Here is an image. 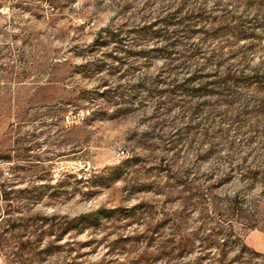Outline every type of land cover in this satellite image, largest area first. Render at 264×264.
<instances>
[{"label": "rangeland", "instance_id": "rangeland-1", "mask_svg": "<svg viewBox=\"0 0 264 264\" xmlns=\"http://www.w3.org/2000/svg\"><path fill=\"white\" fill-rule=\"evenodd\" d=\"M205 254L264 264V0H0V264Z\"/></svg>", "mask_w": 264, "mask_h": 264}, {"label": "trees", "instance_id": "trees-1", "mask_svg": "<svg viewBox=\"0 0 264 264\" xmlns=\"http://www.w3.org/2000/svg\"><path fill=\"white\" fill-rule=\"evenodd\" d=\"M205 229H208V231L205 232ZM165 242V247L179 249L182 252L191 251L194 247H196L200 250L203 249L208 252L214 249L224 252L239 250L242 254L246 253L250 255L247 257L248 262L253 260V254L261 257V252L248 246L240 232L237 231L231 224L228 225V227H224L221 224L210 227L204 226L189 235L182 234L181 232H173V236ZM196 243H198L197 246H195ZM204 259L211 260L212 257L205 254L204 256L198 257L195 264H201ZM238 259L239 258H235L234 260ZM218 261L221 264L224 262V258L221 257Z\"/></svg>", "mask_w": 264, "mask_h": 264}, {"label": "built area", "instance_id": "built-area-1", "mask_svg": "<svg viewBox=\"0 0 264 264\" xmlns=\"http://www.w3.org/2000/svg\"><path fill=\"white\" fill-rule=\"evenodd\" d=\"M122 152H123V150H122Z\"/></svg>", "mask_w": 264, "mask_h": 264}]
</instances>
